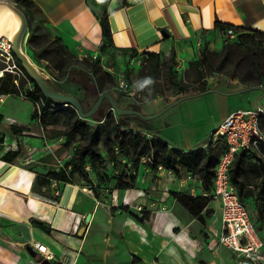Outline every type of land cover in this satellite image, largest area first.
<instances>
[{
	"label": "crops",
	"instance_id": "0c3cea01",
	"mask_svg": "<svg viewBox=\"0 0 264 264\" xmlns=\"http://www.w3.org/2000/svg\"><path fill=\"white\" fill-rule=\"evenodd\" d=\"M33 1L53 36L60 37L71 50L94 55L103 53L100 19L107 13L114 47L104 51L102 60H113L114 57L122 60L121 66L126 65V69L130 58L145 51L167 56L173 48L179 54L190 43L205 42L204 37L212 45L222 41L223 33L215 26L217 19L264 31V0ZM133 50L138 52L135 57H131ZM263 99L264 89L245 91L248 107L238 109L264 107ZM0 100H3L2 96ZM238 109H226L212 124L210 133ZM186 110V117L192 119L193 112ZM143 112L154 114L147 109ZM185 143L190 147L184 149L168 144L186 151L207 145V141L198 144L189 138ZM36 175V171L0 158V264H40L44 258L36 249L38 244H45L54 252L53 264H162V255L169 258V264H229L232 259L227 248L222 247L228 251L225 258L222 251H212L207 241L190 233V226L197 219L182 205L191 219L187 216L184 221L176 212L165 210H162L166 215L163 225L153 217L150 225L136 219L134 215L142 214L136 207H144L150 198L145 196L141 172L136 188L114 190L110 199L104 197L101 200L95 197L90 186L53 182V191L62 190L60 199L55 201L33 190ZM121 205H127L129 211L121 209ZM218 213L220 222L219 206L211 220ZM32 219L49 223L52 232L35 226ZM177 227L181 230L175 233ZM182 240L188 241L189 251L183 248Z\"/></svg>",
	"mask_w": 264,
	"mask_h": 264
},
{
	"label": "rangeland",
	"instance_id": "374dc122",
	"mask_svg": "<svg viewBox=\"0 0 264 264\" xmlns=\"http://www.w3.org/2000/svg\"><path fill=\"white\" fill-rule=\"evenodd\" d=\"M4 1L15 4L13 0ZM40 18V16L36 17V19ZM49 29L44 24L38 30L42 36L32 44L37 50H39V46L51 44L53 34ZM28 31L29 28L27 33ZM238 34H242L244 37L240 39ZM257 38L259 36L254 32L242 28L237 31L235 37L230 39L229 48H224V34H222V41H215L214 45L208 43L207 47H204L203 41L194 44L190 43L181 50V53L177 54V64L175 65L174 72L176 84L171 82L168 73V55L160 57L158 71L153 70L154 60L150 59L143 52L135 58H130L128 61L130 69L129 79L125 73L126 65L121 66L120 61L122 60H116L113 57V60L107 59L104 61L102 60V55L105 54L103 51V53L94 55L71 50L67 47L69 49L67 55L70 57V65L62 71L57 70L47 60L48 56H44L42 65L35 64L49 83L58 91L78 97L85 111L92 108L99 94L105 89L114 94L119 107L136 109L141 112H143V109H147L154 114L167 107L170 104L167 102H173L181 97L202 92L201 89L203 87L206 88L205 90L217 89L218 92L186 99L169 108L160 116L151 120H145L147 123L139 122L129 116L125 117L123 121H131L135 125L132 126L137 128L139 125H143L144 129L147 128L153 133H158L167 143L184 149L190 147L185 143L187 138L198 144L207 141L205 148H213L215 156H219L224 151V144L222 142L215 144L213 142L209 143L211 133L213 132L210 133L212 124L222 117L226 109L248 107L244 100L245 92L232 95H226L224 93L236 92L245 89V87L264 89V38H259V42L255 41ZM0 41H5L4 44L0 45V71L3 70L2 76L7 71L16 75L19 69L15 67L16 64L10 53L11 44L10 46L7 44V39L0 38ZM60 44L53 43V46H61ZM23 49L32 57V50L28 41L25 42ZM49 57L54 58L56 55L54 53L49 55ZM97 57L100 58V62L97 69H94L91 63ZM121 74L130 85L136 88V94L134 96L126 94L120 88L119 78ZM144 78H151L154 84L143 90H138V82ZM22 80L24 83L21 86V91L26 93L33 84L28 82L24 78V75H22ZM150 95H152V98H150ZM2 97L3 100H0V140H3L0 142L1 155L8 150L20 148L22 155L18 162L22 167L29 168L38 173L59 169L65 161L71 158L75 146L84 142V137L81 135H75L71 141H67L65 132L68 127L63 121L56 125L49 124L43 127L38 119L32 120L31 115L36 108L33 102L23 99L17 94ZM110 107L109 100L105 99L98 109L99 116L108 113ZM186 108L193 112L192 119L186 117ZM13 125L25 127V130L21 133L23 136L22 139H20V135L11 130ZM115 145V142L105 145L101 141L98 147L108 157V149H116ZM126 163L127 161L122 159L117 164L116 174L124 170ZM128 164L130 166L132 162ZM111 169V165H108L106 170ZM238 170L239 172L241 171V176L238 181L240 182L239 188L242 187V192L245 194L248 189L257 191L261 180V163L259 162V158L254 156L249 157L239 169L234 165L233 161L231 167L232 177L237 176ZM141 175L145 182V196H150L146 201V205L143 207L144 212H141L146 219L144 221L145 223L150 225L153 217L158 223L159 221L160 223L162 222L163 225L166 216L162 212L163 206H166L165 211L176 212L184 221L187 219V216L191 219L185 213V210L186 212H189V210L178 200L176 202L174 201L175 198L172 192L177 191L176 186L171 184L173 186L171 187L172 189L166 191L165 187L169 182L167 177H158L156 171L147 165L146 167L144 165L141 167ZM196 175L200 178L201 173L199 172ZM198 189L199 194L203 195L202 188L199 187ZM180 192L186 193L187 195V193L189 194V189H184ZM184 197L187 198L188 196ZM244 201L249 208L252 218L257 220L255 199L245 198ZM153 202L155 203L154 205H152ZM215 208L217 207L213 203H209L203 211V216L206 217L209 211H213L214 213ZM146 214H149V217H146ZM212 215L206 217L205 225L201 224L196 218L197 221H194L190 226V233H196L206 242L210 230L220 228L221 221L219 222L218 220L220 213L215 216L214 220H211ZM257 224H259L258 221ZM180 230L181 228L177 227L174 229V232L176 233ZM186 242L188 241L182 240L181 244L187 252L190 247ZM216 243L213 240L209 243L208 248L212 250L215 248ZM219 250L220 252L222 251L221 255L227 258L228 251L222 247ZM161 251L164 254L163 247ZM161 257L162 264H169L168 262L170 261H168L169 258L166 255H162Z\"/></svg>",
	"mask_w": 264,
	"mask_h": 264
},
{
	"label": "trees",
	"instance_id": "16d2710c",
	"mask_svg": "<svg viewBox=\"0 0 264 264\" xmlns=\"http://www.w3.org/2000/svg\"><path fill=\"white\" fill-rule=\"evenodd\" d=\"M13 1L16 6L23 10L28 20V44L32 50V61L38 65H42V59L44 56H48L47 60L52 63L57 70L62 71L68 67L70 65V57L67 55L69 49L60 37L53 36L51 44L39 46V50L32 45L40 36H42L38 30L45 23V19L41 16L42 14L37 4L33 0ZM38 15H40L41 18L37 20L36 17ZM100 23L103 36L101 51L104 52L114 47L113 33L107 13L100 19ZM215 26L220 29L223 34L226 33L228 28H233L236 35L238 30L244 28L242 26L221 22L218 19L216 20ZM244 29L254 32L259 38H264V31L252 28ZM205 32L206 30L203 31V34H205ZM238 37L241 39L244 36L238 34ZM259 38L255 39V41L259 42ZM204 39V47H207L209 42L205 37ZM230 39V37L225 36V39L223 40L224 48L230 47ZM53 43H61V46L54 47ZM10 53L13 56L15 64L22 70L24 78L33 84L34 91L29 90L26 94L30 95L33 100L41 99L44 102V105L41 106V114H39L38 110L35 108L31 115V119H38L43 127H46L49 124L56 125L63 121L68 127L65 132L67 141H71L75 135H81L84 137V142L75 146L71 158L65 161L62 167L56 170H48L45 173L37 172L33 184V190L35 192L42 195H48L50 199L58 201L60 199L61 189L57 190V192L55 190L53 191L52 183L60 182L61 184L71 183L90 186L97 199L101 200L104 197L109 198V196L114 193V190L121 191L136 188L138 186V176L141 172V167L143 166L141 157L143 156L151 158L152 162L148 161L146 165L155 171L159 165H163L166 168L175 170L177 175H180L179 166H181L184 171H192L194 174H199L200 172V177L203 180V191L207 194L212 191L214 168L218 163L220 156L226 150V145L224 143L223 153L219 156H215L214 149L211 147H199L190 151L171 147L166 141L157 136V134L149 131L150 129H147L146 127V129H144L143 125H139L137 128L132 126L134 125L133 122L123 121L125 117L129 116L139 122H146L136 115H116L113 110H110L108 113H104L101 116H99V112L97 111L90 119H83L73 106L65 105L66 103L63 101L45 96L37 83L29 76L23 67L22 62L15 56L12 47ZM54 53L56 57H49V55ZM144 53L150 59L154 60L153 70L158 71L159 60L163 54L150 51H145ZM137 54L138 52L133 50L131 57H135ZM176 57V50L173 48L168 54V73L173 84H176L174 77L175 65L177 64ZM99 62V57H97L96 60H93L91 63L92 68L97 69ZM126 75L129 79V68L126 69ZM16 80H18V83ZM23 83L22 75H13L11 72L7 71L4 76H0V96L20 95ZM51 86L55 88L53 85ZM205 89L206 88L203 87L201 89L202 92L205 91ZM104 91L107 90L105 89L103 92ZM150 98H152V95H150ZM263 126L264 116L261 120L262 129ZM11 130L20 135V137H23L21 133L25 130V127L13 125ZM142 130H145L147 134H143L141 132ZM148 134L155 135L156 137L149 136ZM2 141L3 140L1 139L0 142ZM101 141L105 145L112 144L113 142L116 144V149H108V157L105 156L98 147ZM21 155L20 148L16 150H8L3 155H1L0 149V158L10 163H19L18 161L21 158ZM252 156L259 158V162L261 163V180L259 182L258 190L254 191L248 189L245 194L242 192V187L239 188L240 182L238 181L241 176V171L239 172V170L237 171V176L235 175L232 177L231 174V180L238 186L242 201H244L245 198L255 199L257 221L259 223L257 224L256 221V224L259 232L264 235V158L260 157L255 152L242 150L236 154L234 165L239 169L243 162ZM122 159L126 160L127 163L124 166V170L119 174H116L117 164L122 161ZM129 162H132L130 166L128 164ZM108 165H111L112 169L107 171L106 169ZM44 188L46 190H44ZM105 189H107V191ZM172 195L203 225L206 224V217H210L213 214V211H209L206 217L203 216L205 207L211 201L209 195H201L199 192L197 195H191L188 193L186 195V193L180 191H174L172 192ZM184 196L188 197L185 198ZM120 208L124 211H129L127 205H121ZM134 217L142 222L146 220L144 214H136ZM146 217H149V214H146ZM31 222L47 233H51L53 230L52 226L47 222H38L34 219H32ZM54 264L60 263L54 262Z\"/></svg>",
	"mask_w": 264,
	"mask_h": 264
},
{
	"label": "built area",
	"instance_id": "2783aa9c",
	"mask_svg": "<svg viewBox=\"0 0 264 264\" xmlns=\"http://www.w3.org/2000/svg\"><path fill=\"white\" fill-rule=\"evenodd\" d=\"M224 35L233 38L236 33L233 28H228ZM15 67L19 69L17 74L23 75L22 70L17 65ZM1 72L3 73V70ZM119 80L122 91L130 96L136 94V88L130 85L122 77V74ZM16 82L18 83V80ZM30 90L34 91L33 86ZM20 96L33 102L38 113L41 114V106L44 105L43 100H33L30 95L22 92ZM263 116L264 107L238 109L217 124L211 133L209 143L222 142L226 145V150L214 168L213 189L209 194L203 191L202 178H199L192 171H184L181 166H179L180 175H177L175 170L163 165H159L156 170L158 177H167L169 180L165 187L166 191H170L173 187L171 184H173L177 185V191L189 189V194L197 195L198 188L201 187L203 194L211 197L210 203L216 207L219 206L221 209L220 228L210 230L207 246L214 240L217 243L212 251L218 252L220 247L227 248L232 254L229 264H264V235L259 232L248 206L242 201L238 186L231 180V167L239 151L255 152L264 158V130L261 127ZM141 132L147 134L145 130ZM148 135L156 137L155 135ZM22 138L20 137V139ZM148 161L152 162L150 157H141V162L145 167ZM136 208L140 212L144 210L143 206ZM162 210H166V206H163ZM36 249L43 255V258L50 261L56 259V255L47 245L38 244Z\"/></svg>",
	"mask_w": 264,
	"mask_h": 264
},
{
	"label": "water",
	"instance_id": "95a60500",
	"mask_svg": "<svg viewBox=\"0 0 264 264\" xmlns=\"http://www.w3.org/2000/svg\"><path fill=\"white\" fill-rule=\"evenodd\" d=\"M4 2L9 3V5L20 15V18H21L20 28L18 29L16 35L14 36V39L11 42V47L13 49L15 56L22 62V65L25 68V70L27 71V73L29 74V76L37 83L40 90L44 93L45 96L52 98V99H57V100L63 101L66 103L65 105L73 106L76 109V111L78 112V114L80 115V117L83 119L91 118L98 111V109L100 108L101 104L103 103V101L105 99L109 100V102L111 104L110 110L115 111V113L117 115H136V116H139L140 118H142L143 120H151V119H154V118L160 116L165 111H167L169 108L173 107L174 105L179 104L180 102H182L186 99L198 97L201 95H206V94L212 93V92H218L217 89H208V90H205L203 92L195 93L192 95H187V96L181 97V98L171 102L167 107H165L160 112L148 115V114H144L143 112L136 110V109L119 107L114 94L111 91L107 90V91H104V92L99 94L98 99L96 100V102L94 103V105L92 106V108L90 110L85 111L83 104L78 97H76L75 95L62 93V92L56 90L55 88H53L49 84L48 80L43 75V73L40 71L38 66L32 61L31 57L25 53V51L23 49V45L25 44L26 41H28V35H29V33H27V30H28L27 17L25 15V13L23 12V10L20 9L18 6H16V4L10 3V2L4 1V0H0V4H2ZM251 89H253V88L249 87V88H245L242 90H238L236 92L224 93V94L232 95V94H236V93H242V92H245V91H248ZM36 221L39 222V220H36ZM29 250H31V252H32V249L29 248ZM33 254H35V253H33ZM40 264H53V262L44 258Z\"/></svg>",
	"mask_w": 264,
	"mask_h": 264
},
{
	"label": "bare ground",
	"instance_id": "6f19581e",
	"mask_svg": "<svg viewBox=\"0 0 264 264\" xmlns=\"http://www.w3.org/2000/svg\"><path fill=\"white\" fill-rule=\"evenodd\" d=\"M9 3L0 4V38L6 40L10 46L14 36L21 25L20 15L9 5ZM5 41H0V45L4 44ZM24 46V45H23ZM26 53V52H25ZM27 54V53H26ZM0 71V76H2Z\"/></svg>",
	"mask_w": 264,
	"mask_h": 264
},
{
	"label": "clouds",
	"instance_id": "9594fccd",
	"mask_svg": "<svg viewBox=\"0 0 264 264\" xmlns=\"http://www.w3.org/2000/svg\"><path fill=\"white\" fill-rule=\"evenodd\" d=\"M153 84L154 81L151 78H144L142 81L138 82V90H143Z\"/></svg>",
	"mask_w": 264,
	"mask_h": 264
}]
</instances>
